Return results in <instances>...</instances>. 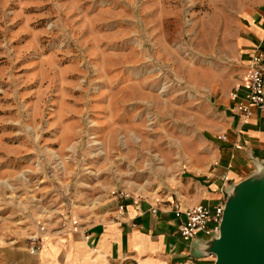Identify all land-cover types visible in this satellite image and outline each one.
I'll use <instances>...</instances> for the list:
<instances>
[{
  "label": "rangeland",
  "instance_id": "1",
  "mask_svg": "<svg viewBox=\"0 0 264 264\" xmlns=\"http://www.w3.org/2000/svg\"><path fill=\"white\" fill-rule=\"evenodd\" d=\"M253 2L0 0V244L64 212L92 224L117 188L173 192L238 79Z\"/></svg>",
  "mask_w": 264,
  "mask_h": 264
},
{
  "label": "crops",
  "instance_id": "2",
  "mask_svg": "<svg viewBox=\"0 0 264 264\" xmlns=\"http://www.w3.org/2000/svg\"><path fill=\"white\" fill-rule=\"evenodd\" d=\"M241 16L245 23L238 28L241 34L232 48L244 57L236 82L243 78L248 57L257 49L264 50V0H254ZM219 105L220 121L207 127L205 142L198 137L195 145L186 148L192 160L188 173L176 177L175 190L156 203L157 213L150 210L155 203L152 198L142 203L141 211L127 202L120 219L116 205L92 224L77 221L78 231L66 227L44 236L37 254L29 252L26 241L0 244V264H214L215 255L201 251L209 237L199 234L190 241L182 239L181 220L171 203L178 200L183 209L215 205L226 196L225 188L256 169L255 158L264 159V110L249 104L252 114L243 117L232 111L230 97ZM221 135L226 138L220 139Z\"/></svg>",
  "mask_w": 264,
  "mask_h": 264
},
{
  "label": "built area",
  "instance_id": "3",
  "mask_svg": "<svg viewBox=\"0 0 264 264\" xmlns=\"http://www.w3.org/2000/svg\"><path fill=\"white\" fill-rule=\"evenodd\" d=\"M243 54L238 55V59L243 61ZM232 100L231 109L234 113L243 117H249L252 110L249 104L255 105L264 110V50L257 49L245 63V73L242 80L236 82L230 91ZM244 100L247 103L238 101ZM225 139V135L219 136ZM60 159V158H59ZM217 163V162H215ZM186 172V170H184ZM113 199L117 203L116 218H124L127 210V202H130L138 211L142 209V203L147 199L138 194L127 192L125 189H115L112 191ZM226 196L215 205L195 204L185 209L181 207L178 200L171 203L172 210L177 218L181 220L179 225L180 234L183 240L190 241L199 234L210 237L212 233H219V226L224 211V202ZM161 201L156 199L151 205V212L157 213L159 207L156 203ZM61 229L69 227L74 231L79 230V224L70 220L69 213L61 214ZM69 221V222H68ZM45 227L42 226L39 231L31 232L28 235V250L32 254H37L42 248V239L44 237ZM90 236L86 235V239Z\"/></svg>",
  "mask_w": 264,
  "mask_h": 264
},
{
  "label": "water",
  "instance_id": "4",
  "mask_svg": "<svg viewBox=\"0 0 264 264\" xmlns=\"http://www.w3.org/2000/svg\"><path fill=\"white\" fill-rule=\"evenodd\" d=\"M255 161L253 172L224 189L219 233L201 250L215 255L214 264H264V159Z\"/></svg>",
  "mask_w": 264,
  "mask_h": 264
}]
</instances>
